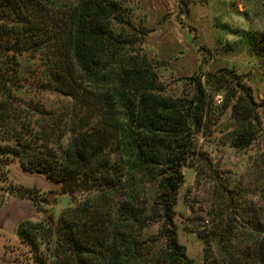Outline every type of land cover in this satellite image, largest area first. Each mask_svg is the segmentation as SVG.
<instances>
[{"label":"trees","instance_id":"obj_1","mask_svg":"<svg viewBox=\"0 0 264 264\" xmlns=\"http://www.w3.org/2000/svg\"><path fill=\"white\" fill-rule=\"evenodd\" d=\"M129 14L119 0H0V53L16 65L17 56H37L44 89L67 101L59 113H21L0 67V167L17 159L78 200L56 222L18 223L36 264H194L176 223L181 168L208 169L197 137L228 109L230 148L248 149L260 130L252 91L232 71L191 78V93L168 95L137 48L144 35ZM245 34L264 68V37ZM219 181V214L207 235L197 232L205 245L216 241L219 255L205 249L203 264H264V181L233 189ZM35 191L10 195L40 212Z\"/></svg>","mask_w":264,"mask_h":264},{"label":"rangeland","instance_id":"obj_2","mask_svg":"<svg viewBox=\"0 0 264 264\" xmlns=\"http://www.w3.org/2000/svg\"><path fill=\"white\" fill-rule=\"evenodd\" d=\"M119 1L129 9L130 20L144 35L137 48L156 67L168 95L191 93V78L200 77L204 81L209 74L228 70L251 89L256 102L261 125L248 149L237 151L226 142L227 133L235 127L228 109L215 118L209 134L197 137L200 152L210 162L208 169L198 175L196 168H181L183 184L176 205L179 241L194 264H203L205 249L207 254L219 255L216 241L210 240L205 245L197 236V232L209 233L216 219L213 214L220 211L214 202V184L219 185L221 180L233 189L239 185L253 187L264 181V68L249 53L245 34L252 32L256 39L264 37V0ZM10 55L0 53V67L9 80L7 88L13 96V108L21 113H28L27 107L59 113L67 101L44 89L38 57L25 53L17 56L16 65ZM37 116L33 114L34 119ZM23 187L37 190L35 198L40 212L28 199L10 195ZM155 194L156 187L150 186L148 199ZM254 199L258 200L257 195ZM77 203L73 197L61 194L56 181L25 171L17 159L9 163L7 170L1 166L0 264H36L34 253L16 236L18 223L56 222L63 210ZM156 232L154 226L152 234ZM44 247L42 244L40 249L44 251Z\"/></svg>","mask_w":264,"mask_h":264},{"label":"built area","instance_id":"obj_3","mask_svg":"<svg viewBox=\"0 0 264 264\" xmlns=\"http://www.w3.org/2000/svg\"><path fill=\"white\" fill-rule=\"evenodd\" d=\"M221 102H222V97L220 95L216 96L215 97V103L219 105V104H221Z\"/></svg>","mask_w":264,"mask_h":264},{"label":"water","instance_id":"obj_4","mask_svg":"<svg viewBox=\"0 0 264 264\" xmlns=\"http://www.w3.org/2000/svg\"><path fill=\"white\" fill-rule=\"evenodd\" d=\"M55 194L56 195H60V193L59 192H55ZM49 201L52 203V200H51V198L49 197Z\"/></svg>","mask_w":264,"mask_h":264},{"label":"crops","instance_id":"obj_5","mask_svg":"<svg viewBox=\"0 0 264 264\" xmlns=\"http://www.w3.org/2000/svg\"><path fill=\"white\" fill-rule=\"evenodd\" d=\"M31 202V201H30Z\"/></svg>","mask_w":264,"mask_h":264}]
</instances>
